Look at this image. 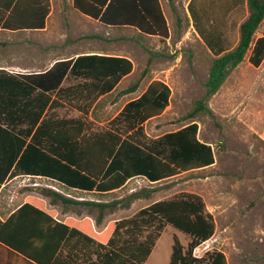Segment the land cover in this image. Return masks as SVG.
Returning a JSON list of instances; mask_svg holds the SVG:
<instances>
[{
    "label": "trees",
    "instance_id": "1",
    "mask_svg": "<svg viewBox=\"0 0 264 264\" xmlns=\"http://www.w3.org/2000/svg\"><path fill=\"white\" fill-rule=\"evenodd\" d=\"M79 13L105 27L130 28L140 35L166 40L169 36L159 0H72ZM195 0L186 5L195 34L210 53L207 58L205 94L180 121V129L156 138L144 134V124L163 113L169 104V88L151 81L138 97L128 101L109 122V130L94 138L79 139L81 129L71 130L69 142H38L45 124L41 119L56 92L58 98L83 108H90L97 97L108 94L119 81L132 72L131 61L121 56L79 55L73 61L57 62L49 70L30 75L8 73L0 69V185L5 178L20 174L46 178L70 189L107 193L121 188L127 181L142 178L148 184H158L195 169L213 165L210 145L197 139L195 119L207 112L206 102L214 96L233 69L248 56V63L258 67L264 59V35L253 40L264 20V0H237L227 3L221 15L212 16L209 9L194 10ZM47 7L45 13L47 14ZM43 17H45V15ZM237 22V38L226 33L231 16ZM223 25V26H222ZM2 27H10L8 21ZM44 27V18L36 29ZM146 70L122 94L135 92ZM81 82L59 89L67 78ZM86 111L87 110H83ZM39 123L33 141L25 145L31 128ZM54 127H61V125ZM73 124L79 125L77 121ZM26 125V130L16 131ZM63 135V133H58ZM66 136V133L64 134ZM45 197L64 200L58 194L41 190ZM134 195L131 199H138ZM89 205V204H85ZM103 210L108 206L98 204ZM32 212L36 219V240H17L11 230L20 216ZM52 212L44 210L41 200L31 199L14 212L6 222H0V244L6 251L31 260L34 264H144L166 226H172L189 237L183 247L173 237L168 264H227L220 251L206 252L201 258L193 251L214 234V221L204 202L196 194L177 196L151 203L134 216L110 222L96 233L89 219H67L57 223ZM98 221V220H97ZM5 231V233L2 231ZM45 233L47 236H45ZM28 231L23 238H27ZM16 255V254H14Z\"/></svg>",
    "mask_w": 264,
    "mask_h": 264
},
{
    "label": "rangeland",
    "instance_id": "2",
    "mask_svg": "<svg viewBox=\"0 0 264 264\" xmlns=\"http://www.w3.org/2000/svg\"><path fill=\"white\" fill-rule=\"evenodd\" d=\"M62 1L56 34L22 36L31 40L30 44L0 34V66L9 72L21 68L41 70L53 59L93 51L126 57L132 62V73L115 93L96 105L91 117L105 123L151 81L157 80L169 88L170 100L161 116L144 124V134L153 139L180 129L186 123L181 118L205 94L206 61L210 56L188 18L189 0H159L169 32L166 40L140 35L130 28L111 29L82 22L74 14L70 0ZM236 1L195 0L191 12L209 9L212 16H217L228 2ZM230 22H237L235 14L227 20L226 34L236 39L237 28L228 26ZM262 35L264 20L253 40ZM248 56L206 102L207 112L195 119L197 139L210 145L214 152L213 165L153 185L142 179L130 181L121 191L100 198L103 205L109 206L105 211L107 220L130 217L153 202L180 193L196 194L215 227L213 236L193 251L194 256L201 258L206 252L220 251L227 264H264V59L255 68L248 63ZM145 70L138 90L120 97L118 94ZM37 184L39 194L41 189L50 190L53 185L46 180H38ZM134 195L139 198L131 199ZM173 237L183 247L190 240L172 226H166L145 264H168Z\"/></svg>",
    "mask_w": 264,
    "mask_h": 264
},
{
    "label": "crops",
    "instance_id": "3",
    "mask_svg": "<svg viewBox=\"0 0 264 264\" xmlns=\"http://www.w3.org/2000/svg\"><path fill=\"white\" fill-rule=\"evenodd\" d=\"M70 3L74 11V14L82 22L87 21L93 25H100L104 28H111V27H105L102 24H100L98 21L93 20L79 13L77 10L73 8L72 0H70ZM62 4H63L62 0H0V34L14 36L15 40L19 41V43L27 42L29 44L31 43L30 42L31 40H26V38L24 39L22 38V36H38V35H42L43 33L44 34L46 33L47 35L56 34L57 27L59 26V19L61 18V13L63 9ZM46 7L48 9L47 14L45 13ZM44 14H46L45 17H43ZM42 18H44V27L42 29H36ZM6 21L9 22L10 27L7 28L2 27V24L5 23ZM111 29H116V28H111ZM79 55H110V54L98 53L93 51L87 53H79L66 57H60L53 59L51 62H49L46 65L44 69L41 70H49L57 62H66L69 60L73 61ZM110 56H116V55H110ZM3 65L21 68L19 65L16 64H8V65L3 64ZM0 69H4V68L0 66ZM41 70H30L28 68H21L19 69L18 72H9L7 70L5 71L13 74L30 75L32 73L40 72ZM129 75L123 77L111 92L97 97L95 103L90 108L87 109L83 107H79L78 105L75 104H71L68 101L58 98L56 92L52 94L51 102L57 101L59 105L58 106L48 105L47 108L45 109L41 117V119L45 120V124L42 126V130L38 132L39 133L37 138L38 142H46V144L47 142H64V141L69 142L71 139L70 136L68 135L71 130H76L75 128L81 129V132L79 134L80 137L78 138V140L82 138L86 139L88 137L92 139L94 138L95 134H102L108 131L109 122L121 111L123 106L128 101L121 107V109L112 119L107 120L105 123H98L97 122L98 120L91 117L92 113L96 105L102 99L115 93V91H117V89L120 87L122 82L125 79H127ZM79 82H81L79 79L67 77L62 81L61 85L59 86V89L70 88ZM123 91L124 90H122L118 94L120 97L131 95L136 92L135 91L133 93L123 95L122 94ZM143 92H141L135 98H138ZM84 109L87 110V112L83 111ZM73 121H77L80 124L79 125L73 124ZM57 123H59L58 125H61V127L59 128L54 127V125H56ZM38 126L39 123L35 125L33 128H31L30 133L25 138V145H28L30 142L33 141V136L37 131ZM20 129L26 130L27 126L26 125L17 126L15 130L18 131ZM61 132L63 133V135L58 134ZM65 133L66 136H64ZM3 169L4 168L0 169V176L3 173ZM8 176L0 185V222L1 223L6 222L7 219L14 212H16L22 205H24L26 202H28L31 199L41 200L44 204V210L46 212H52L54 214L53 218L57 223H63L67 219H72L74 221L89 219L96 233L102 232L108 223L131 218L139 210L145 208L143 207L139 209L138 211L133 213L130 217L107 220L105 216V211L106 209H108L109 206L103 209L102 211L99 210L98 207H96V205L98 204L103 205L100 199L102 196L111 195L121 191L123 188L127 186V184L130 181L134 179L127 181L119 189L109 191L107 193H100L94 190L86 192L77 189H70L55 181L34 175L20 174L12 178H9ZM135 179H142V178H135ZM38 180H46L48 182H51L53 185L50 190L49 187H45L46 189H41V190H47L55 194H58L66 201L62 203L60 200L54 198L53 202H51L52 197H45L41 193L39 194L37 188L39 187L37 184ZM61 191L63 193L65 192V194L61 193ZM86 199H88V201H86ZM132 202L133 201H131L130 203ZM85 204H89V205H85ZM84 208H88V209L85 210ZM25 215L17 218L11 230H8V233H12V235L16 237L17 240H29L31 242V240L34 241L38 237V234L36 235L37 233L36 219L35 216L32 214V212H28V216ZM26 231H28L29 234L27 235V238H23L24 233ZM3 232L5 233L4 230L2 231V233ZM45 236H47L46 233ZM6 249H7L6 247L0 244V264H34L31 260L26 259L25 257L15 252L13 253L16 255L11 254L8 251H6Z\"/></svg>",
    "mask_w": 264,
    "mask_h": 264
}]
</instances>
